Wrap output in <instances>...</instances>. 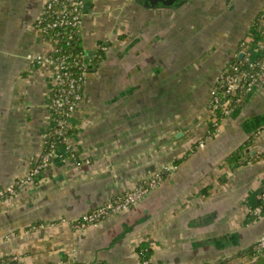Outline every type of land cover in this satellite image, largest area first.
Instances as JSON below:
<instances>
[{
    "label": "crops",
    "instance_id": "obj_1",
    "mask_svg": "<svg viewBox=\"0 0 264 264\" xmlns=\"http://www.w3.org/2000/svg\"><path fill=\"white\" fill-rule=\"evenodd\" d=\"M145 1H86L85 53L109 46L71 127L74 148L90 162L75 167L59 155L35 184L0 201V260L135 264L144 241L158 264L258 258L243 251L264 236V214L245 221L264 188V72L217 127L209 91L244 44L254 57L264 52V42L251 46L257 22L264 27V0ZM45 2L0 0V190L27 174L53 123L50 73L27 59L49 47L35 28ZM128 50L129 60L119 56ZM158 172L162 183L128 211L73 227Z\"/></svg>",
    "mask_w": 264,
    "mask_h": 264
},
{
    "label": "built area",
    "instance_id": "obj_2",
    "mask_svg": "<svg viewBox=\"0 0 264 264\" xmlns=\"http://www.w3.org/2000/svg\"><path fill=\"white\" fill-rule=\"evenodd\" d=\"M86 1L46 0L44 11L35 22L37 32L48 41L49 47L46 51L35 54L31 53L27 58L34 65L42 67L50 73L52 86L49 108L53 123L51 130L43 137V149L37 157L36 163L31 166L25 176L18 178L14 184L0 190V201L16 195L27 185L36 183L35 177L40 172L47 170L59 155L75 167H80L82 164L90 162L89 159L77 153L71 141V134L67 132V129L72 127V121L83 101L84 88L90 72L81 59L66 51L62 45L63 41L69 44L74 34L81 36ZM62 29L64 30L62 31ZM244 46L242 61L234 64L232 73H229L226 65L210 92L212 105L217 107L218 103H221L226 116H229L236 107V104L242 101L241 97L233 101L231 96H235L239 89L244 90L245 93L252 91L259 81V72L257 74L252 72L254 66L259 64L260 71L264 72V59L256 61L254 51L247 44H244ZM108 47V44H101L92 57L85 52L82 53V56H87L90 59H102ZM80 62H82L80 71L77 72L74 69L79 66ZM217 83H220V85L217 86ZM213 125L214 127L218 126L216 118ZM52 133L61 137L60 145L57 146L53 141L46 148L44 145L49 142V136ZM207 138H200L197 142L198 146H205ZM162 181L163 176L160 172L153 177L144 178L135 187L124 191L116 199L98 205L74 219L72 222L73 227L77 230H83L106 218L128 211L131 207L141 202ZM259 200H261L263 206L255 208L254 212L257 214V218L264 214L262 213L264 212V188L259 193ZM263 247L264 236L257 241V248L261 249ZM12 260L17 262V257L12 258ZM135 264L158 263H153L150 259L142 263L138 261Z\"/></svg>",
    "mask_w": 264,
    "mask_h": 264
},
{
    "label": "trees",
    "instance_id": "obj_3",
    "mask_svg": "<svg viewBox=\"0 0 264 264\" xmlns=\"http://www.w3.org/2000/svg\"><path fill=\"white\" fill-rule=\"evenodd\" d=\"M264 12H261V14H263ZM264 15V14H263ZM64 29H62L63 31ZM252 37V41H251V46L252 48L253 47H256L258 46L260 43L264 42V27L261 26L260 22H257L256 24V27L253 31V34L251 35ZM62 45H63V48L72 53L73 56H76L78 57V59H81V61L84 62V64L86 65V68L89 72L92 71V69L95 67V64L96 63H99L101 61V59H90L89 57L87 56H82V53L85 52L84 50V46L82 44V40L80 38V35L78 34H74V37L71 39L70 43L67 44L66 41H63L62 42ZM264 59V52L257 55L255 57V60L256 61H261ZM242 61V58H240L238 55H236L234 58H232V60L227 64V68H228V71L229 73H232L233 72V67H234V64L235 63H239ZM82 62H80L79 66H77L74 70L79 72L80 71V65H81ZM260 65L259 64H256L254 66V68L252 69V72L253 73H258L259 72V80L261 79V75H262V71H260ZM245 81V80H243ZM221 83V82H220ZM220 83H217V86L220 85ZM247 93L244 92V90H241L239 89L237 94L235 96H231L233 101H235L237 98H240L241 97V100H243L245 98ZM241 102L237 103L236 104V107L240 104ZM214 107V105H212ZM215 108V118H216V122L218 124H220L227 116L225 115L224 113V110H223V105L221 103H218L217 107H214ZM72 128H69L67 129V132L68 134H71L72 132ZM55 142L58 145H60V141H61V137L58 136V135H55V134H51L49 136V142L47 144H45L44 146L46 148H48L50 145V142ZM253 142L252 138L248 141L247 145L251 144ZM194 148V147H193ZM243 149L244 147H240L237 151L233 152L229 157H228V161L230 163H235V162H238L240 161V159L242 158L241 156V153L243 152ZM78 153V151H77ZM80 155V153H79ZM182 160H184V158H181L180 160L177 161V164L182 162ZM36 162L33 163V165L35 164ZM45 171H42L40 172L36 177L35 179L38 181L42 178V175ZM259 206H263L261 200H258L256 201L251 210L249 211V214L247 215V218H246V223H250L252 221H254L256 218H257V214H255L254 210L255 208L259 207ZM264 213V212H262ZM137 252L140 256V261L141 263L145 260H150L152 255H153V248L151 247V244L147 241H144L142 243H140L138 246H137ZM243 253H245V255H248V256H251L252 258H255V257H260L261 255L264 254V247L261 248V249H258L257 248V242L254 244V245H251L249 246L247 249H245L243 251ZM0 264H12L10 262H8L7 260H0ZM104 264V263H103Z\"/></svg>",
    "mask_w": 264,
    "mask_h": 264
},
{
    "label": "flooded vegetation",
    "instance_id": "obj_4",
    "mask_svg": "<svg viewBox=\"0 0 264 264\" xmlns=\"http://www.w3.org/2000/svg\"><path fill=\"white\" fill-rule=\"evenodd\" d=\"M159 1L163 2V4H165L167 6H172V5L178 6L180 4L184 5L189 0H147L145 2L147 5L153 6V5L157 4ZM124 52L125 51L120 52L119 56H120V54H123L121 57H123L124 60H129L132 51L128 50L127 52H125V53ZM103 58H104V56H103ZM211 89H210V91H211Z\"/></svg>",
    "mask_w": 264,
    "mask_h": 264
},
{
    "label": "rangeland",
    "instance_id": "obj_5",
    "mask_svg": "<svg viewBox=\"0 0 264 264\" xmlns=\"http://www.w3.org/2000/svg\"><path fill=\"white\" fill-rule=\"evenodd\" d=\"M248 40H249V39H247V41H248ZM30 54H31V53H30ZM32 54H35V53H32ZM28 55H29V53L27 54V56H28ZM27 59H28V58H27ZM28 60H29V62H32L30 59H28ZM102 60H103V59H102ZM231 60H232V58L229 59V61H231ZM229 61H228V62H229ZM123 68H124V70H128V69H129L128 71H130V70H131L130 62L127 61L126 63H124V64H123ZM220 74H221V73H220ZM210 92H211V91H209V96H210ZM210 98H211V96H210ZM211 112H212V114H214L213 111H211ZM205 136H206V134H205L204 136H202L201 139L206 138ZM205 146H206V145H205ZM205 146H203V147H205ZM24 176H25V175H24ZM16 180H17V179L13 180V181H12L10 184H8V185L14 184ZM32 184H35V183H32ZM32 184H29V185H32ZM8 185H6L5 187H7ZM29 185H27V186H29ZM27 186H26V187H27ZM26 187H24L23 189H25ZM23 189H22V190H23ZM89 211H90V210H89ZM86 212H88V211H86ZM84 213H85V212H84ZM81 215H82V214H81ZM78 231H79V230H78ZM262 237H263V236H261L260 239H261ZM260 239H259V240H260ZM139 261H140V260H139Z\"/></svg>",
    "mask_w": 264,
    "mask_h": 264
},
{
    "label": "water",
    "instance_id": "obj_6",
    "mask_svg": "<svg viewBox=\"0 0 264 264\" xmlns=\"http://www.w3.org/2000/svg\"><path fill=\"white\" fill-rule=\"evenodd\" d=\"M243 56H244V53L243 52H241L240 54H239V57L240 58H243ZM97 67H99V64L97 65ZM244 100L245 99H243L242 101H241V103L238 105V106H241L242 104H243V102H244ZM1 188V187H0ZM96 207V206H95ZM95 207H93V208H95ZM93 208H91V209H89V210H92ZM264 258L263 257H258L254 262H252V263H250V264H262L263 262H262V260H263Z\"/></svg>",
    "mask_w": 264,
    "mask_h": 264
}]
</instances>
